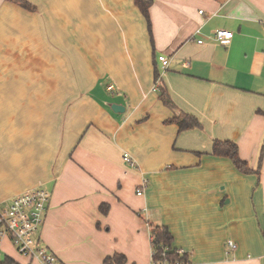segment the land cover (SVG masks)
<instances>
[{
    "label": "crops",
    "instance_id": "0c3cea01",
    "mask_svg": "<svg viewBox=\"0 0 264 264\" xmlns=\"http://www.w3.org/2000/svg\"><path fill=\"white\" fill-rule=\"evenodd\" d=\"M25 1L0 0V203L48 189L41 242L62 264H151L163 226L184 264H264V0H151L149 20L135 0ZM6 255L40 264L8 238Z\"/></svg>",
    "mask_w": 264,
    "mask_h": 264
},
{
    "label": "built area",
    "instance_id": "2783aa9c",
    "mask_svg": "<svg viewBox=\"0 0 264 264\" xmlns=\"http://www.w3.org/2000/svg\"><path fill=\"white\" fill-rule=\"evenodd\" d=\"M233 35L231 30L218 28L213 38L219 43L227 44ZM198 42L203 43L204 40L200 39ZM158 59L164 69L168 68L170 61L167 56L160 55ZM123 160L131 167H137L136 160L129 152H124ZM143 186L145 188L146 184ZM143 186L137 190V194H143ZM50 201L51 192L39 186L16 195L10 201L0 203V247L3 240L8 238L23 256L36 259L40 264H62L57 255L41 242V231ZM228 244L232 249L237 247L234 240H229ZM170 251H173L172 248L165 246L162 258L155 259L156 251L153 247L151 264H184L180 260L171 261L168 256ZM177 252L183 255L182 251Z\"/></svg>",
    "mask_w": 264,
    "mask_h": 264
},
{
    "label": "trees",
    "instance_id": "16d2710c",
    "mask_svg": "<svg viewBox=\"0 0 264 264\" xmlns=\"http://www.w3.org/2000/svg\"><path fill=\"white\" fill-rule=\"evenodd\" d=\"M23 5L31 7L27 1L21 0ZM151 0H135V4L140 8L144 16L149 20L150 18V6ZM158 77V72L156 73V78ZM161 100L168 106L173 107V101L170 97L169 92L166 87H161L160 94ZM179 125L180 130L201 127V122L195 116L188 113H177L172 119ZM212 153L217 156H223L231 159L236 167L243 173H250L251 168L248 163L239 156L238 146L235 142L230 140H215L212 146ZM151 233L154 236L152 240L153 247L155 249V259L162 258V252L165 246L171 247L173 236L171 232L163 227H152ZM169 259L171 261L180 260L184 262L186 260L185 255L179 254L177 251L173 250L168 253ZM125 262V257L122 254H115L112 257H107L104 264H123ZM0 264H19L10 256H5L3 259L0 258Z\"/></svg>",
    "mask_w": 264,
    "mask_h": 264
},
{
    "label": "water",
    "instance_id": "95a60500",
    "mask_svg": "<svg viewBox=\"0 0 264 264\" xmlns=\"http://www.w3.org/2000/svg\"><path fill=\"white\" fill-rule=\"evenodd\" d=\"M111 108L115 112H123V111H125V107L122 104H119V103H112Z\"/></svg>",
    "mask_w": 264,
    "mask_h": 264
}]
</instances>
